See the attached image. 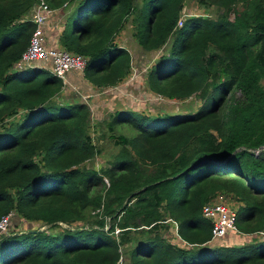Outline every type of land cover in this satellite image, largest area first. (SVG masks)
<instances>
[{"label": "trees", "instance_id": "1", "mask_svg": "<svg viewBox=\"0 0 264 264\" xmlns=\"http://www.w3.org/2000/svg\"><path fill=\"white\" fill-rule=\"evenodd\" d=\"M38 1L0 0V123L21 111L0 128V219L14 212L48 228L0 233V264H264V238L209 244L202 215L207 202L230 195L238 231L264 232V0H198L222 12L181 26L185 0H43L52 9L75 3L59 43L87 57L93 86L129 73L130 53L115 36L131 18L139 47L161 51L148 89L200 98L193 113L116 111L112 125L136 134L118 136L102 172L84 166L96 154L88 104L56 101L60 78L17 65L35 29L25 16ZM170 222L179 245L161 233ZM59 223L67 227L51 231Z\"/></svg>", "mask_w": 264, "mask_h": 264}, {"label": "rangeland", "instance_id": "2", "mask_svg": "<svg viewBox=\"0 0 264 264\" xmlns=\"http://www.w3.org/2000/svg\"><path fill=\"white\" fill-rule=\"evenodd\" d=\"M239 9V7H237ZM34 6L28 13V18L30 17L31 13L33 12ZM61 9V8H59ZM58 9V10H59ZM62 12H59L61 21L56 22L58 27L61 29L63 28L64 22L66 20V23L70 24L73 21L74 17V11H75V3L72 4L71 9L70 7L66 9H61ZM219 11L217 7H210L208 8L205 5H202L198 2V0H185L182 10H181V20L183 23V19L187 16H212L216 17L218 15ZM55 14V11L53 12V15ZM52 15V16H53ZM232 10L229 12V17H233ZM52 18V17H51ZM49 21L45 22L42 26L43 34L44 33V27L48 24ZM181 23V25H182ZM178 25V26H181ZM56 37L60 36L59 32L61 30L55 29ZM134 31V24L130 19H128L123 28L119 31V33L115 36V43L119 46H123L127 48L128 52L130 53L131 58V67L129 70V73L124 77L122 81H120L118 84L113 86H104V87H96L98 90L95 89L94 92L90 91V88L86 91H89L90 93H87L89 95H101L100 98L105 99V101L99 102L92 110L91 108V118L88 125V134L90 136L91 142L96 147V154L94 158H92L89 161H86L84 163V166L89 167L91 169H94L98 172H102L104 169L109 167L113 160L115 159V156L118 154L121 143H119L118 136L125 135V136H133L136 134V130L133 128H129L130 126L125 123V125H117L114 127L112 125V117L114 116L115 112L121 109H131L134 108V111L141 112L144 115H161V114H173V113H193L195 112L199 105H200V98H197L195 96H191L184 100H176V99H168L163 96H160L158 94H155L151 92L146 84V76L147 72L149 71L150 67L154 64L156 57H158L161 54V51L156 52H150L143 50L139 47L137 44V41L135 37L133 36ZM59 34V35H58ZM46 41V37H45ZM47 43V41H46ZM48 44V43H47ZM50 46V45H49ZM56 48H62L61 45L58 46H52ZM164 51V50H163ZM27 66L29 64H26ZM32 65H37L42 68L49 69V64L42 63V62H35ZM86 79V78H85ZM87 80V79H86ZM66 91L62 89L59 93L55 95V100L58 102H64L66 100ZM69 93V92H67ZM123 93L124 96L135 99L133 101L138 100L140 103L133 104L132 101L129 98L124 99V103H115L112 106H109L107 103V99H113L112 101H115V94H121ZM85 95L84 98L87 100L91 99V96ZM82 98L80 96H76L73 99V102H81ZM137 109V110H136ZM133 110V109H131ZM21 111L17 112V114L11 116L8 119H5L2 123H0V128L2 126H8L9 124L16 123L20 120ZM118 143V144H117ZM104 178V183L100 185V188L106 187L109 183L108 180ZM219 197L216 198L219 199L221 202L226 203L227 205L230 204L231 208L234 209L236 204V201H233L232 198H230V195L226 194H219ZM231 199V200H230ZM231 202L234 203V206L231 204ZM229 206V205H228ZM229 206V207H230ZM16 213L10 214V222L8 224L7 231H41L46 230L48 227L45 223L42 221H27L24 218L20 216H16ZM169 224L174 225V222H170ZM60 228H54L51 231L61 230L63 227H67V224L59 223ZM165 227L169 228V225L164 224ZM72 227H81L83 225L81 224H72L70 225ZM174 227V226H173ZM165 229H162L161 233L166 235V233L169 235V238L176 239V235L172 232H164ZM50 231V232H51ZM238 237V236H237ZM242 237L241 240H237V242L234 241V239L229 240V246L231 245H243L248 243H253L258 241L259 239L264 238V232L263 233H255V235H240ZM178 238V237H177ZM221 242V241H220ZM219 241L216 242L217 244H221ZM225 245V243L223 244ZM127 262H124L123 264H126Z\"/></svg>", "mask_w": 264, "mask_h": 264}, {"label": "built area", "instance_id": "3", "mask_svg": "<svg viewBox=\"0 0 264 264\" xmlns=\"http://www.w3.org/2000/svg\"><path fill=\"white\" fill-rule=\"evenodd\" d=\"M55 9H52L48 4L39 0L35 3L30 19L35 23L29 43L22 52L17 65H32L35 62L49 64V70L63 82V87L66 85L65 77L71 71L83 72L87 63V57L78 53H74L62 48L49 46L43 34L42 26L49 21ZM181 18L178 20V25H181ZM263 148L257 149L254 152L259 153ZM107 181V180H106ZM218 197V196H217ZM229 205V204H228ZM226 203L214 198L207 202L202 208V215L211 224V240L209 243L215 244L220 242L228 234H238L236 227V211L229 207ZM10 214L0 219V233L6 232L10 222ZM120 229L116 228L114 233L117 235ZM263 233V232H260ZM217 244V243H216Z\"/></svg>", "mask_w": 264, "mask_h": 264}, {"label": "crops", "instance_id": "4", "mask_svg": "<svg viewBox=\"0 0 264 264\" xmlns=\"http://www.w3.org/2000/svg\"><path fill=\"white\" fill-rule=\"evenodd\" d=\"M64 10V7L61 8ZM61 9H55V14L52 16V18L49 20L48 24L44 27V33H45V37H46V41L48 43V45L50 46H58L60 45L59 43V37L60 36H57L56 37V33H55V29H58V30H63L64 28V25L66 24V20L64 22V25H63V28H59L58 25L56 24L57 20L58 22L61 21V18H60V14L59 12H62ZM25 17H28V16H25ZM61 31L59 32V34H61ZM58 34V35H59ZM65 81H66V85L64 86V90H67L66 91V101H71L73 102V99L74 97L76 96H80L82 98V101L85 102L86 104H88L89 108H90V111H91V108H93L92 110H94V108H96L97 104L99 102H102V101H105V99L103 98H100L101 95H89L87 93H90L89 91H86L88 89V87L90 88V91L94 92L95 89L98 90L95 86H93L88 80L85 79L84 75H83V72H80V71H71L69 73H67L66 77H65ZM61 89V90H62ZM69 92V93H67ZM85 95H89L91 96V99L90 100H87L85 97ZM114 96H116L115 98V101H112L113 99H107V103L109 104V106H112L113 104L115 103H124V99L126 98H129V97H126L123 95V93H121L120 95L119 94H115ZM132 103L135 105L137 103H140L138 100L136 101H133L135 99H132V98H129ZM131 109L134 110V108L132 107ZM137 110V109H136ZM219 197V196H218ZM217 197V198H218ZM231 200V199H230ZM231 204L234 206V203L231 202ZM236 204H238L236 202ZM230 205V204H229ZM238 206V205H237ZM236 205L234 207V210L236 209ZM172 223V222H171ZM169 225V228L167 229L168 232H172L174 233L176 236H177V233H176V224L174 223V225L172 224H168ZM174 226V227H173ZM240 235H244V234H241V233H234V234H228L227 237H225V239H223L220 243L221 244H224L225 245H228L229 244V240H232L234 239L235 242H237V240H241L242 241V237H240ZM172 243H175L177 245L181 244V240L179 238L176 237V239L174 240V238H169V235L166 233L165 235ZM238 236V237H237Z\"/></svg>", "mask_w": 264, "mask_h": 264}, {"label": "water", "instance_id": "5", "mask_svg": "<svg viewBox=\"0 0 264 264\" xmlns=\"http://www.w3.org/2000/svg\"><path fill=\"white\" fill-rule=\"evenodd\" d=\"M162 50H163V49H162ZM158 51H160V50H158ZM38 231H39V230H38ZM38 231H37V232H38ZM26 232H29V231H26ZM209 244H211V243H209Z\"/></svg>", "mask_w": 264, "mask_h": 264}, {"label": "clouds", "instance_id": "6", "mask_svg": "<svg viewBox=\"0 0 264 264\" xmlns=\"http://www.w3.org/2000/svg\"><path fill=\"white\" fill-rule=\"evenodd\" d=\"M83 75H84V71H83ZM62 87H63V85H62ZM62 89V88H61ZM240 233V232H239Z\"/></svg>", "mask_w": 264, "mask_h": 264}]
</instances>
